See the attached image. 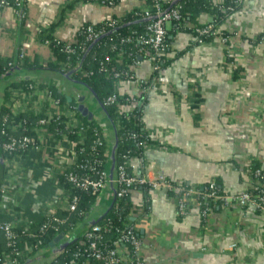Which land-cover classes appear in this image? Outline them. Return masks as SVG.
Listing matches in <instances>:
<instances>
[{"label":"crops","instance_id":"crops-1","mask_svg":"<svg viewBox=\"0 0 264 264\" xmlns=\"http://www.w3.org/2000/svg\"><path fill=\"white\" fill-rule=\"evenodd\" d=\"M7 1L10 5L0 8V59L12 61L23 54L43 64L52 60L51 50L40 39L43 30L53 26L55 39L72 43L85 25L119 20L147 7L145 0H115L112 7L102 0ZM210 21L204 15L198 23ZM218 29L227 37L197 43L192 32L169 24L160 68L154 71L152 55L144 50L131 66L136 81L119 82L118 94L130 99L120 110L131 113L140 107L142 127L151 141L142 163L131 162L135 176L143 175L146 167L150 182L163 180L172 187L199 192L214 182L229 196L259 185L256 172H264V45L258 40L264 37V0H242L239 10ZM15 78L52 86L76 103L83 97L106 143V183L90 212L72 232L63 233L55 249L39 250L25 263L51 264L63 246L82 238L112 207L118 126L84 87L68 77L34 71ZM9 84L0 81V107ZM18 123L19 116L13 115L9 124L16 127ZM52 134L40 132L41 147L15 159L3 182L4 209L20 206L17 213L22 219L27 216V201L33 216L43 214L45 182L54 190L50 203L61 206L64 202L58 176L72 167L74 158ZM128 198L133 210L131 228L140 239L141 264H264V215L258 210L232 202L217 206L204 218L193 194L186 197L183 210L170 191L137 188ZM116 250L124 257L120 246Z\"/></svg>","mask_w":264,"mask_h":264},{"label":"built area","instance_id":"built-area-1","mask_svg":"<svg viewBox=\"0 0 264 264\" xmlns=\"http://www.w3.org/2000/svg\"><path fill=\"white\" fill-rule=\"evenodd\" d=\"M147 7L142 10V16L146 19H150L149 24L145 27V32L142 34H137L133 32L128 36L118 38L114 42L110 41L108 44V50L111 52H116L123 45L134 44L137 48V52L141 55L144 50H148L150 55H152V61L154 63L153 69L158 70L159 67L156 65L161 62L166 52V37H167V26L169 24L184 23L187 28H193L190 23H187L181 14V5L177 3L176 0H145ZM102 3L108 7L114 6V0H102ZM225 0H216L215 7L217 10L228 13L229 16L234 14L237 10L236 8L242 5V0H233L230 5H224ZM10 5L7 0H0V8H5ZM15 5L19 7V3L15 2ZM235 5V6H234ZM212 19L209 23L205 24L203 27L194 28V32L198 37H209L210 35L216 34L215 27L211 24ZM117 21L115 19H110L102 23L100 28L94 29L93 26L87 25L80 29V32L84 34L85 42L96 41L100 36H102L107 29L113 28ZM57 43L60 40L56 39ZM201 43V41H200ZM258 43L264 45V37L258 40ZM47 47L50 46V41H44L43 43ZM61 51L70 58L74 55V49L71 44L66 43L62 47ZM84 51V48L82 49ZM24 59V55L18 56V60ZM112 59L105 57L104 63L99 66L100 71L114 80V94L109 96L103 101V106H112L118 102V85L119 82L136 81V77L131 70L118 69L116 66H108L107 62ZM134 64H137L135 62ZM133 64V65H134ZM15 65L14 61L8 62V66ZM66 68L69 65L66 64ZM81 77H86L91 74L88 71H80ZM40 84L34 83L33 81L28 86L29 96L23 92L14 91L11 97V111L14 115L19 116V123L16 127H12L9 122V117L3 118L1 135L4 137V141L1 145V150L8 156L13 155H23L30 150H38L41 147V139L39 136H27L25 134L15 135L13 132L21 129L22 132L28 130L26 121L21 119L20 114L27 113L29 109H33L34 113L38 114L40 117L36 122V127L39 128L40 132H47V125L53 124L58 126L63 122L66 123L65 129L68 131V136L60 130H56L53 133L55 142L64 149L65 152L69 153L73 158L74 162L72 166H77L79 171L68 170L63 172L65 180L73 187L79 190L89 191L93 197H96L99 191L103 188L106 183V172L104 167V162L100 158L98 149L102 147L103 140L100 131L95 130L94 139L89 151L84 148V136L80 138V144L78 148L71 144L69 140L70 135L83 134L86 130L85 126L80 124L76 118L77 106L68 104H62L59 97L55 96L54 93L49 89H42L39 87ZM63 94V93H62ZM121 98V97H120ZM123 105L130 104V99L126 98ZM129 113H124L127 116ZM8 123L9 127L13 132H8L5 125ZM51 134V133H50ZM129 138L135 139L134 135H130ZM145 151L148 146L144 143L142 146ZM85 155L87 158L79 161L78 156ZM143 156L139 159L131 160L142 163ZM80 162V163H78ZM80 164V165H79ZM5 166L7 168H12L13 163L6 162ZM132 167V164H131ZM133 169V167H132ZM262 182L258 185L259 189L257 193L253 194L252 191H244L236 195H219L216 184L214 182H209L202 192L194 190H185L183 188L172 187V185L164 182L163 180L148 181L147 168L144 167L143 175L140 176H129L123 165L117 167V176L115 179V196L114 202L112 204L113 211L118 214L121 210L120 203L132 190L137 189L138 186H148L152 192L164 193L165 191L173 192L176 196L180 210H183L186 203V197L193 194L196 197L198 207H202L200 211L202 217L206 218L211 207L208 202L213 203L220 202L222 206L227 207L232 202H238L243 208H252L262 212L264 215V175H261L258 171L256 172ZM0 195H6V188L3 186L0 188ZM54 203V199H52ZM78 202L77 196H72L69 202V212L78 214V216H84L83 211L78 212ZM55 204L56 201H55ZM60 205V204H57ZM69 222L68 218H60L55 215H51L49 220L44 222L39 231L42 233L46 230H52L56 234L59 233L61 228ZM70 232L73 231L74 227L69 226ZM116 234L117 238L114 241L115 248L104 240V235L107 233ZM0 234H3L7 247L11 251L10 259L8 264H19L22 261L29 260L31 258V248L23 247L19 249L16 246V234L14 233L13 226L10 223L0 222ZM57 235V236H58ZM116 246L122 248L124 257L119 256L116 250ZM235 245L232 246L234 248ZM140 251V239L136 232L130 228L128 225H123L121 228L113 227L111 221L106 222L104 225L93 224L84 233L82 238L77 240L74 252L71 254V258L74 260H82L81 264H89L90 261H98L103 264H141V259L139 256Z\"/></svg>","mask_w":264,"mask_h":264},{"label":"trees","instance_id":"trees-1","mask_svg":"<svg viewBox=\"0 0 264 264\" xmlns=\"http://www.w3.org/2000/svg\"><path fill=\"white\" fill-rule=\"evenodd\" d=\"M95 1V0H93ZM101 1V0H100ZM115 1V0H114ZM177 3L181 5V14L184 17L187 23H190L193 28H187L184 26L185 22L173 23L178 29L187 30L194 34L197 39V43H205L210 41L214 36H222L226 38L227 35L222 31H219V27L223 22L229 17L228 13L217 10L215 7L216 0H176ZM233 0H225L224 5H230ZM11 3V2H10ZM235 6V5H234ZM240 6L236 8L239 10ZM209 16L212 19L211 24L214 25L216 34L210 35L209 37H198L194 32V28L203 27L198 23V20L201 16ZM117 23L113 28L107 29L105 33L100 36L96 41L85 42L84 34L79 32L76 36L74 42L69 43L72 45L75 54L68 56L64 54L61 49L65 46L66 42L60 41L57 43V40L53 36V26L43 30L40 33V39L44 41H50L49 49L51 50L52 60H48L45 64L38 62L37 60L30 61L27 58L18 60V57L13 59L15 65L8 66L9 59H0V81L10 82V84L5 88L4 102L0 107V147L4 141V137L1 135L2 121L4 117H9V119L14 115L11 111V97L14 91L23 92L29 96L30 92L28 91V86L31 84L32 80L26 78H15L17 75L22 73L34 72V71H47L51 73L59 74L63 77H68L72 82L81 87H84L86 91L89 92L90 97L99 103L107 117L118 126L116 130L117 138V147L115 151V165L116 169L118 166L123 165L126 173L129 176H135L133 174V169L131 167V160L139 159L144 155V150L142 148L145 143L148 147L151 143L148 138L147 133L143 130L141 123V108L135 106L131 113L127 116L120 110V106L127 104L124 100L127 97L119 96L118 102L112 106H103V101L109 96L114 94V80L110 77H106L103 74L99 66L101 63L106 62L105 57H109L112 60L107 62L110 66H116L118 69L129 70L130 67L137 62L138 52L134 44L123 45L116 52H111L108 50V44L112 41L130 35L133 32L137 34H142L145 32V27L149 24L150 19H146L142 16V10L134 9L131 12L127 13L121 19L116 20ZM100 25H94V29L100 28ZM87 26V25H85ZM114 42H118L114 41ZM167 45V37H166ZM84 48V51L82 49ZM167 49V48H166ZM230 61V58H228ZM66 64L69 65V68H66ZM160 68V63L156 64ZM80 71H88L89 74L86 77L80 76ZM157 73V72H155ZM15 78V79H14ZM13 80V81H12ZM42 89L51 90L55 96L59 97L62 104H70L76 106V102L71 98V102H68L67 96L58 92V90L52 86H46L43 84L39 85ZM121 97V98H120ZM95 101V102H96ZM130 103V102H129ZM27 113L20 114L21 119L26 121L28 130L22 132L21 129L13 132L9 127L8 123L5 125V128L8 132H13L15 135L25 134L27 136L37 137L40 133L39 128L36 127V122L40 117L38 114L34 113L33 109H29ZM76 118L80 124L85 126L86 130L83 134L70 135L69 140L71 144L78 148L80 144L81 136H84V148L86 151H89L94 137L95 130L100 131L98 122L95 119L88 121L86 117H83L77 110ZM66 123L55 126L53 124L47 125L46 129L50 133H55L56 130L64 132L68 136V131L65 129ZM101 132V131H100ZM130 135H134L135 139L129 138ZM103 145L98 149L100 158L105 165V153H106V143L102 137ZM3 153V152H2ZM20 157L19 155L8 156L3 153V171L0 175V188L3 187V182L7 175H9L10 168L5 166L6 162L13 163L15 159ZM79 161L87 158L85 155L78 156ZM80 163V162H78ZM80 165V164H79ZM258 168V167H257ZM79 171L77 166H72L69 170ZM264 175V172L263 174ZM262 182L260 179L259 184ZM53 185V184H52ZM58 187L64 190V202L60 206L51 204V194L54 190L49 186L48 182L43 184V190H45L46 197L43 199L42 203L44 204V212L37 217L33 216L27 207L31 204L30 201H27L26 206V218H21L17 212L20 211V206H12L11 210L4 209V196L0 195V222L10 223L13 226L14 233L16 234V246L19 249L23 247H30L32 254L31 258L39 250H48L50 243L58 235L52 230H46L40 232L39 229L41 225L48 221L51 215H55L60 218H68L69 222L64 225L59 233H68L70 232L69 226L76 225L81 220L84 219V216H78V214H72L69 212V202L72 196H77L79 199L77 211H83L85 214L89 213L92 209V204L95 197H93L89 191L79 190L73 188L64 178V176H58ZM259 186L256 189L252 190L253 194L257 193ZM137 188H142L145 191H149L148 186H138ZM216 188L219 195H224L218 188ZM171 195H174L173 192H170ZM130 194V193H129ZM129 194L121 201L120 207L121 210L118 215L114 213L113 207L96 223L99 225H104L106 222L111 221L113 227L121 228L123 225H128L131 228V214L133 212L131 202L128 198ZM208 205L211 207L210 211L214 210L217 206L220 207L221 203L212 201L208 202ZM203 207V206H202ZM202 207H199V210L202 211ZM34 218V219H33ZM70 218V219H69ZM26 219V220H25ZM30 219V221L28 220ZM117 236L112 231V233H107L104 235V240L109 243L112 247L115 248L114 241ZM77 242V241H76ZM76 242L68 246L65 250H62L56 257L53 259L51 264H81L82 260H74L71 258L72 252H74ZM11 251L7 247L5 238L3 234H0V264H8L10 259ZM30 258V259H31ZM28 261V260H26ZM26 261H22L19 264H25ZM89 264H103L98 261H90Z\"/></svg>","mask_w":264,"mask_h":264},{"label":"water","instance_id":"water-1","mask_svg":"<svg viewBox=\"0 0 264 264\" xmlns=\"http://www.w3.org/2000/svg\"><path fill=\"white\" fill-rule=\"evenodd\" d=\"M67 99H68V102H71L70 97H67ZM82 101H83V97H79L77 110L83 117H86L88 119V121H91L93 119V115H92V113L89 112L88 108L85 105H83ZM3 162H4V158H3V153H2V150L0 147V175L2 174V171H3ZM62 238H63V234L56 236L54 238V240L50 243L49 248L55 249V247L59 244V242ZM66 247L67 246H63L60 251L65 250Z\"/></svg>","mask_w":264,"mask_h":264}]
</instances>
